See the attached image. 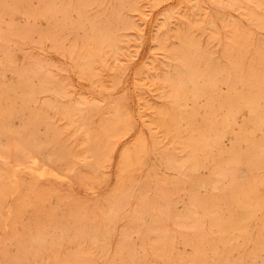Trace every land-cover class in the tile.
I'll return each mask as SVG.
<instances>
[{
  "label": "rangeland",
  "instance_id": "obj_1",
  "mask_svg": "<svg viewBox=\"0 0 264 264\" xmlns=\"http://www.w3.org/2000/svg\"><path fill=\"white\" fill-rule=\"evenodd\" d=\"M263 117L264 0H0V264H264Z\"/></svg>",
  "mask_w": 264,
  "mask_h": 264
},
{
  "label": "bare ground",
  "instance_id": "obj_2",
  "mask_svg": "<svg viewBox=\"0 0 264 264\" xmlns=\"http://www.w3.org/2000/svg\"><path fill=\"white\" fill-rule=\"evenodd\" d=\"M194 71H195V70H194ZM238 96H239V94H238ZM238 96H237L236 98L239 99V97H242L243 95H242V96H239V97H238ZM256 96H257V95H256ZM253 98H254V96H253ZM243 99H244V98H243ZM243 99H242V100H243ZM247 99H248V98H247ZM247 99H245L244 101H247V102L249 101L248 103H250V101L252 100V99L250 100V98H249L248 100H247ZM255 99H256V97H255ZM240 101H241V100H240ZM244 101H243V102H244ZM238 102H239V101H238ZM239 103H241V102H239ZM245 103H246V102H245ZM245 103H244V104H245ZM257 112H258V111H257ZM257 112H256V114H257ZM259 112H260V111H259ZM259 112H258V113H259ZM262 114H263V112H262ZM255 116H256V115H255ZM258 116H259V114H258ZM262 116H263V115H262ZM256 117H257V116H256ZM257 118H258V117H257ZM263 118H264V117H263ZM258 119H259V118H258ZM253 125L256 126L255 123H254ZM33 161H34V160H33ZM242 202H243V201H241V203H242ZM238 204H239V203H238ZM245 204H246V203H245ZM243 205H244V204H243ZM246 208H247V207H246ZM246 208H245V209H246ZM242 209H243V207H242Z\"/></svg>",
  "mask_w": 264,
  "mask_h": 264
}]
</instances>
